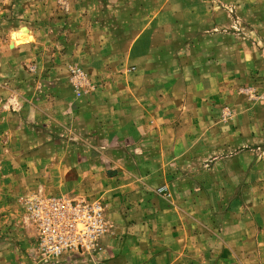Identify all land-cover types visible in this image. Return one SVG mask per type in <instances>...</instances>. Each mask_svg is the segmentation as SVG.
Segmentation results:
<instances>
[{
    "label": "crops",
    "instance_id": "crops-1",
    "mask_svg": "<svg viewBox=\"0 0 264 264\" xmlns=\"http://www.w3.org/2000/svg\"><path fill=\"white\" fill-rule=\"evenodd\" d=\"M228 1L251 6V46L217 30L224 16L211 17L207 1L183 0L179 12L174 0L167 32L153 29V17L134 35L111 36L108 48L103 33L96 61L84 40L95 88L80 97L59 51L34 55L41 89L30 95L20 66L35 46L0 50V99L11 87L25 99L20 113L0 109V264L42 262L35 229L13 219L21 182L26 197L105 207L102 251L59 261L264 264V204L251 201L264 199V102L245 105L236 93L249 75L264 95V0ZM224 106L235 112L228 124Z\"/></svg>",
    "mask_w": 264,
    "mask_h": 264
},
{
    "label": "rangeland",
    "instance_id": "rangeland-1",
    "mask_svg": "<svg viewBox=\"0 0 264 264\" xmlns=\"http://www.w3.org/2000/svg\"><path fill=\"white\" fill-rule=\"evenodd\" d=\"M175 1V11L182 12L183 0ZM205 1H207L209 5L208 14L211 17L215 16L216 10L220 16H224L225 22L219 25L217 29L219 32L224 35L237 34L236 36L240 40L241 45L247 46L249 44L251 46V6L241 5L238 7L229 3L230 1L228 0H217L219 6H216L215 0ZM169 11L174 12V0H0V50L4 49L11 53L20 46H35L31 55L20 66V72L26 75V77H21V79L28 85L26 88L28 89L27 94L38 95L40 93V71L37 70L39 60L36 59L34 55H38L40 50L45 51L47 45L50 49H53L54 52L59 51L63 55L64 59L62 65H65L67 68L70 82L71 68H79L86 74L88 81L86 87L87 93L95 88L92 82L95 71L89 67L91 62L85 57L84 51L87 46L84 40L91 36L90 40L94 44V58H92L95 59V61L101 60L104 57L103 50H105V46L103 45L105 43L103 33L109 36L107 43L112 40H110L111 36L120 37L121 34L124 33H131L134 35L138 30V26H140L139 23L144 21L143 23L145 24L146 20H151L153 17H157V23H153V29L167 32ZM210 12H212V14ZM139 14H142V19L138 17ZM30 28H33L38 35L40 34L37 41L31 35ZM182 28L183 25L181 22L179 29ZM24 30H29V33L25 35ZM209 31H211L210 28ZM23 39L25 42L18 44V41ZM108 46L109 43L106 45V48H108ZM79 47L81 51L78 50ZM71 49L73 50L72 52ZM67 50L69 52L65 57L63 52ZM243 50L247 51L245 49ZM0 53V63L8 61V58L3 56L2 52ZM244 58L245 59H241L242 62L249 61L248 56ZM115 61L117 60H113L112 62L114 63ZM248 79L250 80L249 75L245 77V80L236 88V93L246 100L245 105H251V103L255 105L254 103L264 102V95L251 87V82H249ZM7 93L9 95L0 99V109L16 113L22 112L25 99L20 88L11 87V90ZM221 113L224 124H228L226 121L231 120L232 116L235 115V112L234 115L232 114L231 106H224ZM261 141L264 142L263 140ZM4 153L8 154V152ZM12 153L13 152H11V154ZM260 154L263 158L264 153L260 152ZM0 173L3 174V167L1 166ZM17 185H21V191L15 192L16 204L14 206V213H18L13 219L14 222H17L22 228H31L25 221L23 210V200L27 196L23 192L24 184L21 182V184ZM3 186L0 185L1 188ZM163 187L166 188V186H162L161 188ZM87 201L101 202L94 200ZM251 201L252 203L255 202L256 207L264 204V199ZM252 203L251 207H254ZM233 209L237 208L234 207ZM36 252L38 251L36 250ZM39 256L41 255L39 254ZM41 258V264H94V262L89 261L87 258H79L80 260L72 258L59 262L45 259L42 256ZM16 261L17 264L20 263L19 260ZM21 264H23L22 259Z\"/></svg>",
    "mask_w": 264,
    "mask_h": 264
},
{
    "label": "built area",
    "instance_id": "built-area-1",
    "mask_svg": "<svg viewBox=\"0 0 264 264\" xmlns=\"http://www.w3.org/2000/svg\"><path fill=\"white\" fill-rule=\"evenodd\" d=\"M71 83L76 96L86 92L88 81L81 69L71 68ZM23 207L25 221L37 233V251L43 258L58 262L65 256L91 258L102 251L101 241L109 231L102 202L39 191L26 197Z\"/></svg>",
    "mask_w": 264,
    "mask_h": 264
},
{
    "label": "bare ground",
    "instance_id": "bare-ground-1",
    "mask_svg": "<svg viewBox=\"0 0 264 264\" xmlns=\"http://www.w3.org/2000/svg\"><path fill=\"white\" fill-rule=\"evenodd\" d=\"M25 32H24V34L25 35H27L28 33H29V30H24ZM24 36V35H23ZM25 42V40L23 39V40H21V41H18V44H21V43H24Z\"/></svg>",
    "mask_w": 264,
    "mask_h": 264
}]
</instances>
